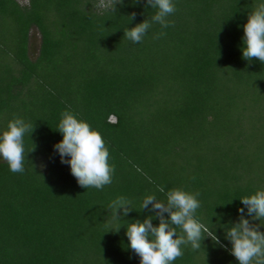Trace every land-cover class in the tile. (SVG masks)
<instances>
[{"label":"trees","instance_id":"16d2710c","mask_svg":"<svg viewBox=\"0 0 264 264\" xmlns=\"http://www.w3.org/2000/svg\"><path fill=\"white\" fill-rule=\"evenodd\" d=\"M173 3L169 27L133 43L124 31L158 11L147 0H0V134L15 118L33 131L23 173L0 158V264H140L127 226L155 215L145 197L167 203L173 189L200 193L195 217L220 243L204 234L172 264H239L223 227L264 190V63L242 53L264 0ZM65 111L102 135L115 167L102 190L81 187L54 151ZM121 196L135 211L118 220L109 205Z\"/></svg>","mask_w":264,"mask_h":264},{"label":"clouds","instance_id":"9594fccd","mask_svg":"<svg viewBox=\"0 0 264 264\" xmlns=\"http://www.w3.org/2000/svg\"><path fill=\"white\" fill-rule=\"evenodd\" d=\"M148 6L158 9L151 21L146 19L124 31V36L133 43L142 42L153 23H159L162 28H167L172 23L167 17L176 11L173 0H147L145 7ZM135 16L132 13L129 17L134 20ZM243 30V58H256L264 63V3L249 12L248 22ZM165 34L161 32L155 38L159 39ZM62 117L57 131L63 135V139L54 145V151L59 154L61 163L70 165L71 174L81 187L102 190L112 183L115 167L109 164V150L101 133L93 130L89 123L78 120L70 111L62 113ZM30 131L33 133L30 123L22 118H15L8 123L7 130L0 134V158L8 163L13 173L25 171L24 136ZM159 191L163 192L164 189L160 188ZM199 196V192L173 189L167 193V203L159 201L155 195L143 199L142 210L155 215H149L143 222L137 219L129 223L126 231L130 241L128 247L140 257V264H172L183 255L182 245L190 244L193 250L200 249L204 234H208L216 244L220 243L216 234L210 232L195 217L201 206ZM240 200L244 207L238 210V222H230L223 227L225 239L231 243V254L239 264H264V231H261L264 228V190ZM109 207L118 220L135 211L132 201L123 196L113 200ZM120 210H123L122 215ZM246 216L250 219L245 218ZM154 219L159 220L158 226L153 225ZM255 221L260 223H254ZM177 228L185 235H178Z\"/></svg>","mask_w":264,"mask_h":264},{"label":"rangeland","instance_id":"374dc122","mask_svg":"<svg viewBox=\"0 0 264 264\" xmlns=\"http://www.w3.org/2000/svg\"><path fill=\"white\" fill-rule=\"evenodd\" d=\"M22 5H27L29 3V0H18ZM111 0H99L101 5L104 7L107 5V3H110ZM41 45V36L37 28H33L31 32V56L33 59H35L40 50ZM112 121H115L114 118H112Z\"/></svg>","mask_w":264,"mask_h":264}]
</instances>
